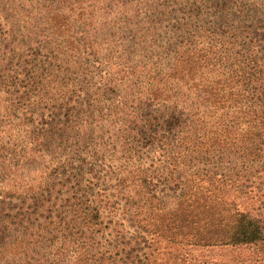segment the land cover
<instances>
[{
  "label": "rangeland",
  "instance_id": "obj_1",
  "mask_svg": "<svg viewBox=\"0 0 264 264\" xmlns=\"http://www.w3.org/2000/svg\"><path fill=\"white\" fill-rule=\"evenodd\" d=\"M225 34L264 55V0H0V264H72L87 208L131 223L124 211L148 189L136 178L149 166L135 131L148 116L137 90L159 79L166 91L182 35L203 89Z\"/></svg>",
  "mask_w": 264,
  "mask_h": 264
},
{
  "label": "trees",
  "instance_id": "obj_2",
  "mask_svg": "<svg viewBox=\"0 0 264 264\" xmlns=\"http://www.w3.org/2000/svg\"><path fill=\"white\" fill-rule=\"evenodd\" d=\"M231 20L225 15L229 30ZM182 40L170 52L166 91L158 79L134 98L148 114L135 128L149 157L136 177L148 189L134 192L143 203L124 211L129 224L104 222V207L83 210L72 264H264V55L244 35L225 34L199 90L189 74L196 49ZM216 248L252 253L225 260L210 255Z\"/></svg>",
  "mask_w": 264,
  "mask_h": 264
}]
</instances>
